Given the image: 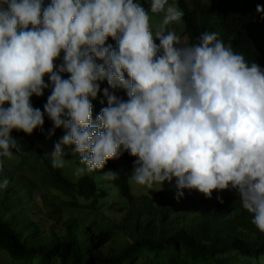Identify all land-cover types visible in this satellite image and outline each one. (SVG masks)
<instances>
[{
	"label": "clouds",
	"instance_id": "clouds-1",
	"mask_svg": "<svg viewBox=\"0 0 264 264\" xmlns=\"http://www.w3.org/2000/svg\"><path fill=\"white\" fill-rule=\"evenodd\" d=\"M254 8L264 19V3ZM239 32L216 0H51L47 7L44 0H0V170L13 149L22 151L11 133L31 135L46 113L50 135L65 129L50 154L53 168L65 166L64 146L74 145L77 166H84L78 176L109 164L133 171L131 186L143 191L132 190L123 214L133 211L145 222L154 207H164L157 197L164 192L149 189L175 179L165 191L175 200L165 208L184 189L209 199L224 190L264 234V66ZM50 86L42 113L31 97ZM96 97L107 100L101 112L92 110ZM8 184L3 179L0 189ZM148 195L151 211L140 207ZM184 213L203 217L196 201ZM248 251L225 254L222 264H238L234 255L255 260Z\"/></svg>",
	"mask_w": 264,
	"mask_h": 264
},
{
	"label": "trees",
	"instance_id": "trees-1",
	"mask_svg": "<svg viewBox=\"0 0 264 264\" xmlns=\"http://www.w3.org/2000/svg\"><path fill=\"white\" fill-rule=\"evenodd\" d=\"M216 1L240 28L243 47L252 49L256 61L264 66V19L256 17L258 12L254 8V4L260 5L264 0ZM50 3L51 0H44L45 7ZM111 40L108 38L107 41ZM62 78L67 79L68 74H62ZM43 79L50 85L48 75ZM113 91L118 99L127 101L125 91ZM50 94L51 86L44 89L43 96L33 95L32 107L44 113ZM102 99L103 106L107 107L106 98ZM53 127L44 113L43 127L35 129L31 135L15 130L11 133L17 142L21 140L27 144L29 155L36 154L37 158L29 161L22 156L17 169L3 166L0 170V182L3 179L9 181L7 188L0 189V264H222V261L229 260L225 254L238 252L242 257L244 250H251L248 252H253L251 255L256 259L237 261L238 255H234L231 261L264 264V234L252 224V215L249 216L239 205L238 199L235 202L228 200L232 196H225L224 190L213 191L209 199L199 197L196 190L184 189L183 196L170 203V208H165L167 201L164 207L162 204L154 207L155 212L147 222L133 211L126 212L117 231L124 241L114 247L116 245L110 237L114 233L110 229L113 223L104 213L109 209L104 200L111 196V192H105L102 183L112 184L119 192L118 198L132 204L134 188L130 175L128 178L123 169L125 164L114 168L109 164V169L104 166L98 173H85L69 180L61 168L51 166L50 154L55 145L46 152L37 146L38 142L44 141L45 135H50ZM60 129H55L52 135L61 134ZM41 158L42 166L38 162ZM73 163L77 166V158ZM108 172L116 173V179H104L103 175ZM31 174L36 175L35 178ZM47 187L60 195L48 196L45 193ZM227 190L238 192L231 186ZM146 200L148 205L140 204V207L150 210L154 197L148 195ZM194 201L202 211L203 217H197L198 220L184 213L187 205L192 206ZM172 209L182 213H174ZM32 211L52 228L39 232V220L31 219ZM238 226L240 231L234 229Z\"/></svg>",
	"mask_w": 264,
	"mask_h": 264
},
{
	"label": "rangeland",
	"instance_id": "rangeland-1",
	"mask_svg": "<svg viewBox=\"0 0 264 264\" xmlns=\"http://www.w3.org/2000/svg\"><path fill=\"white\" fill-rule=\"evenodd\" d=\"M63 56H64V53L61 52L60 53V57L57 58L54 61V65H55L54 71H58L59 66L63 63ZM91 103L93 105L92 110H95L96 108H99L100 112H101V108L99 106L100 104L103 103V100L101 98L96 97L95 99L91 100ZM98 114H99V112L94 111L95 117H97ZM60 131L62 133L61 134H56L55 136L54 135H45L44 136L45 137L44 141L37 143L38 148L41 149L42 151H45V152L48 151L52 146H54L57 142H59L61 140L58 137H60L61 135H63V136L65 135V129L61 128ZM17 143L21 147L22 151L15 152V149H13V151H14L13 158L11 160H8V159L4 158L3 166L6 169L13 170V169H17L18 167H20L19 163H20V159L22 158V156H25L29 161L35 160L37 158L36 154L35 155H29L28 154V152H27V144L26 143L22 142L21 140H19ZM73 148H74V145H72V146H64L63 159H65L66 163H65V166L63 168H61L63 173H64V175L69 180L76 179L77 177H79L78 175L75 174V169L77 167H84L83 165L80 164V162H79L78 166H76L73 163V160L75 158H78V155H73V153H72V149ZM38 162L40 163V166H42V164L44 163L42 158L39 159ZM132 174H133V171H131V173L128 172V171L126 172V175H127L128 178H129V175L131 177ZM31 177L35 178L34 174H31ZM175 184H176V181H175V179H173V181L171 183L165 181L163 183V185L154 184L153 188L149 189V190H154L155 192H164V194L163 193L162 194L159 193V195L157 196L158 200L163 201V202H165V201L170 202V201H174L175 197L171 196V195H166L165 191L170 190L172 187L175 186ZM102 187H103V189L106 192L109 189L111 190V196L104 200V202L109 204L108 205L109 209L104 210V213L107 214L108 219L110 221H112V223H113V225H111L110 229L114 233L112 235H110V237H111L112 243H114L116 245L114 247H117V246L121 245L122 242L124 241V239L121 236L117 235V231L119 229L118 226H120V224L122 222V219H123L122 214L125 211H127V209H128V203L125 202V201H122L121 198H118L119 197L118 190L115 187H111V185L109 183L103 182L102 183ZM134 189H135V192L136 191H143L142 186H139V185H136L134 187ZM134 189H132V190L134 191ZM45 193L48 196L50 194H51L50 196L60 195L59 192L54 191L52 189L49 190L48 187L46 188ZM51 202H53V201L51 200ZM79 202L82 203L80 200H79ZM85 204L90 205L89 202H86ZM136 211L139 212L138 210H136ZM32 213H33V211L31 212V219L33 221L39 220V222H37L38 223V231L39 232H47L49 229L52 228V227H49L50 223H47L44 219H41L39 217L34 216ZM146 215H147V212H145L144 217ZM149 215H150V213L145 218L146 219L145 222H147L149 220ZM226 216L229 217V215H226ZM142 221H144V220H142ZM52 223H55V222L53 221ZM53 228H55V227H53ZM55 229L57 230V228H55ZM35 233H36V231L33 230V235H35ZM36 237H38V236H36ZM30 238H33V239L37 240V238H35L34 236H31Z\"/></svg>",
	"mask_w": 264,
	"mask_h": 264
},
{
	"label": "bare ground",
	"instance_id": "bare-ground-1",
	"mask_svg": "<svg viewBox=\"0 0 264 264\" xmlns=\"http://www.w3.org/2000/svg\"><path fill=\"white\" fill-rule=\"evenodd\" d=\"M207 214V213H206ZM144 261V260H143Z\"/></svg>",
	"mask_w": 264,
	"mask_h": 264
}]
</instances>
